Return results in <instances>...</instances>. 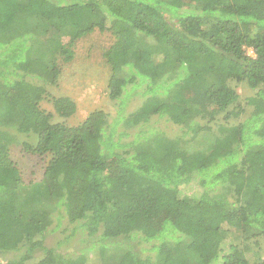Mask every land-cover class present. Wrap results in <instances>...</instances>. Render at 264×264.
I'll return each instance as SVG.
<instances>
[{
  "label": "trees",
  "instance_id": "obj_1",
  "mask_svg": "<svg viewBox=\"0 0 264 264\" xmlns=\"http://www.w3.org/2000/svg\"><path fill=\"white\" fill-rule=\"evenodd\" d=\"M96 31L112 38L115 119L53 123L44 99L62 119L76 106L46 87ZM119 124L137 130L130 141ZM15 135L46 159L39 181L11 160ZM55 213L92 259L45 246ZM262 246L264 0H0V260L20 252L0 264H264Z\"/></svg>",
  "mask_w": 264,
  "mask_h": 264
},
{
  "label": "rangeland",
  "instance_id": "obj_2",
  "mask_svg": "<svg viewBox=\"0 0 264 264\" xmlns=\"http://www.w3.org/2000/svg\"><path fill=\"white\" fill-rule=\"evenodd\" d=\"M112 42L108 32L99 33L98 31L75 42L74 58L68 64H61V75L55 86H47L46 92L52 97H66L72 100L76 106V112L69 118L62 119L58 117L51 104L47 99L40 103V108L46 113L52 115L51 122L64 124L68 127H74L80 124L91 112L101 110L108 114L109 122L115 119L117 114L118 103L111 101L107 96V85L110 76V70L105 63L103 53ZM251 55V51L248 50ZM236 93L240 96V102L250 96L252 93L243 86L235 88ZM140 103L138 97L129 100L125 112L129 113ZM251 108H246V112L239 119L233 121L236 124L242 118L246 117ZM124 112V113H125ZM155 127L164 132L168 137L173 138L181 135V130L177 125L167 122L164 119H153ZM213 130H216L214 124H210ZM116 134L129 133L124 141H130L132 134L137 130H126L121 124L113 127ZM16 143L10 147V158L20 171L24 182H36L42 178L46 159L44 157L31 155L22 151L21 141H28L23 135H15ZM34 139V138H33ZM33 142L32 139H30ZM60 215L55 213L52 219V225L45 236V246L47 248H59V251L67 257L76 256L81 252L89 255L92 259V252L85 251L90 246L89 240L80 230H76L75 225H69L65 219H58ZM152 244V243H151ZM150 246H146L148 248ZM262 254L264 247L262 246ZM139 251V250H137ZM141 256L148 255L147 252H139ZM20 252L13 253L9 257L0 260L1 263L6 261L18 260Z\"/></svg>",
  "mask_w": 264,
  "mask_h": 264
}]
</instances>
